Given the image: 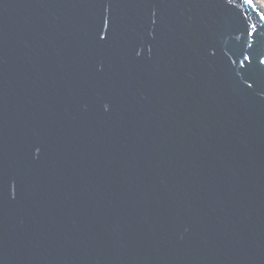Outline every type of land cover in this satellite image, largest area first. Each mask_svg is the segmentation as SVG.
Instances as JSON below:
<instances>
[{"label": "water", "instance_id": "1", "mask_svg": "<svg viewBox=\"0 0 264 264\" xmlns=\"http://www.w3.org/2000/svg\"><path fill=\"white\" fill-rule=\"evenodd\" d=\"M0 264H264L251 0H0Z\"/></svg>", "mask_w": 264, "mask_h": 264}, {"label": "rangeland", "instance_id": "2", "mask_svg": "<svg viewBox=\"0 0 264 264\" xmlns=\"http://www.w3.org/2000/svg\"><path fill=\"white\" fill-rule=\"evenodd\" d=\"M251 2L264 17V0H251Z\"/></svg>", "mask_w": 264, "mask_h": 264}]
</instances>
